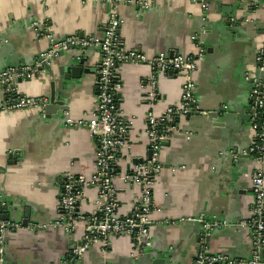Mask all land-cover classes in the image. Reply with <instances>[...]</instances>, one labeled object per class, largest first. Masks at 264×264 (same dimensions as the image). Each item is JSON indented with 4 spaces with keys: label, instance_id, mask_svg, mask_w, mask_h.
<instances>
[{
    "label": "crops",
    "instance_id": "crops-1",
    "mask_svg": "<svg viewBox=\"0 0 264 264\" xmlns=\"http://www.w3.org/2000/svg\"><path fill=\"white\" fill-rule=\"evenodd\" d=\"M133 1H150L152 6L147 10L131 3L119 6L124 20L120 34L127 48H140L147 55L172 50L189 54L196 49L192 36L205 26L209 52L199 61L194 75L200 104L204 109L225 103L238 107L244 104L241 95L247 94L251 99L247 76L256 73L258 52L264 48V34L259 28L264 23V2L259 9H249L248 5L244 11L236 12L238 15L235 11L229 15L231 7L236 10L243 0H222L223 13L217 11L212 1L209 17L204 19L201 4L192 0ZM107 12L105 4L84 0H0V33L6 37V43L0 44V67L12 55L31 59L47 49V38L38 36L30 22L47 18L57 38L73 33L100 37ZM230 16L244 19L235 26L236 32L226 25ZM99 55L94 52L81 65L92 72H83L76 82L68 83L69 114L75 119L90 118L96 111ZM64 59L59 57L54 64L52 80L59 86L63 85L60 68ZM149 73L148 65H124L121 70V107L135 123L131 145L126 147V152L132 154L147 151L145 114L150 105L141 84ZM181 85V77L160 76L161 99L156 107L159 111L179 101ZM17 91L43 97L50 93V86L49 82L24 80ZM245 105L249 109V102ZM246 122L247 118L241 126L238 120L231 119L226 126H220L203 116L180 119L179 130L165 146V167L154 191L160 211L153 216L151 257L157 259L171 253L172 264H186L193 259L205 239H201L195 225L177 222L183 217L205 215L209 220L238 222L249 216L253 201L251 177L256 164L242 154L251 140ZM18 150L22 158L11 163L10 153ZM95 152L94 137L86 129L66 126L60 116L45 118L36 109L0 114V186L4 185L0 193L19 205L15 217L24 218L30 209L31 220L51 221L58 216V194L64 173L91 174ZM133 192L136 189L131 188L121 197L129 202ZM165 219L174 223L164 224ZM6 240L9 264H57L68 255L72 245L64 231L55 227L10 231ZM207 245L211 251H223L237 258H248L251 249L247 232L236 227L212 232ZM130 249L131 241L121 237L107 260L106 255L90 249L76 264H135L138 259L131 256ZM154 259L145 264H153Z\"/></svg>",
    "mask_w": 264,
    "mask_h": 264
},
{
    "label": "built area",
    "instance_id": "built-area-1",
    "mask_svg": "<svg viewBox=\"0 0 264 264\" xmlns=\"http://www.w3.org/2000/svg\"><path fill=\"white\" fill-rule=\"evenodd\" d=\"M103 3L108 7V18L102 36L73 33L57 38L50 30L47 18L32 22L38 36H44L49 46L42 53L45 59L58 56L74 47H99V60L96 66V111L90 118L75 119L69 111L61 116L66 126L86 129L95 139V168L91 174L66 172L58 194V216L48 222L0 218V264L5 260L7 235L10 231L28 229L38 231L48 227L61 228L72 241L70 251L57 264H76L82 261L87 251L95 249L106 255L116 247L118 238L131 241L130 254L134 259L146 255L154 242L153 216L159 212L154 191L165 167L162 155L170 138L179 130V121L189 114L206 115L198 101L195 72L199 61L206 57L205 26L193 36L195 51L182 54L178 51H164L147 55L140 48H127L120 34L123 18L119 13L122 3L139 5L149 9L150 1L133 0H84ZM199 3L207 19L211 3L207 0H192ZM261 2H264L262 0ZM211 17V15H210ZM258 61L263 62L264 48L258 52ZM40 63L22 67H9L0 72V86L19 78L35 77ZM124 65H148L150 73L142 81L141 87L150 105L145 114V136L147 151L144 154L126 152L132 142L133 119L127 117L121 107L123 102V82L121 70ZM161 75L178 76L182 79L181 98L160 111L156 108L160 101L159 79ZM251 89V104L248 115L251 140L242 154L251 157L256 168L251 177L253 201L248 217L238 222L209 220L205 215L183 217L177 222L200 225L202 235L225 228H238L246 231L251 243L248 258H237L223 251H211L207 240L201 243L193 259L186 264H264V89L255 74L247 76ZM49 100L42 96H29L7 87L0 98V114L23 109H36L46 118ZM52 116V117H53ZM1 170V168H0ZM175 170V167L173 168ZM134 188L128 202L121 195ZM164 224L174 223L170 219ZM81 234L79 238L78 234ZM80 240V241H78ZM110 256V255H109ZM108 264V261H105ZM184 264V263H181Z\"/></svg>",
    "mask_w": 264,
    "mask_h": 264
},
{
    "label": "water",
    "instance_id": "water-1",
    "mask_svg": "<svg viewBox=\"0 0 264 264\" xmlns=\"http://www.w3.org/2000/svg\"><path fill=\"white\" fill-rule=\"evenodd\" d=\"M212 1L215 2V4L217 5V11L219 13H223V11L225 12L222 3V0H207V2L212 3ZM241 1V0H239ZM262 0H243L242 3L239 4V8H237L236 10H234L233 7H231V12H227L230 14H233V12L235 11H244L245 7L250 5L248 8L252 9H259L262 5L263 2H261ZM108 9V7H107ZM238 15V13H236ZM248 13H245V16H247ZM244 16V17H245ZM244 19L243 17H228V21H227V27L229 30L236 32L235 26L238 25L243 22ZM33 22V21H32ZM32 22H30V25L32 24ZM32 26V25H31ZM260 30H262L261 33L264 34V23L259 26ZM104 31V30H103ZM81 36L85 35L83 33H80ZM204 41L206 42V37L203 36ZM6 43V37L4 33H0V44H4ZM49 46V45H48ZM206 47H207V43H206ZM48 48V47H47ZM46 51V50H44ZM40 52L37 53L33 58L28 59V58H23L21 56H14L12 55V52H10V54L12 56L7 57V62L0 67V72L4 71L6 68L9 67H22L25 65H32L34 63H36L37 61L40 63L39 65V71L36 73L35 77H29V78H19L16 80H12L10 82H7L5 84H3L2 86H0V98L3 94V91L7 88V87H12V88H19L20 84L26 80V81H31L32 79L37 80V81H44V82H49V86H50V93L48 95H45L43 97H46L49 100L48 105L46 106V117L47 118H52L53 114H58V115H62L63 112L69 111L70 110V106H69V99L67 96V86L68 83H72V82H76L78 79H80L81 74L83 72H92V69H84L82 68L81 65H83L84 63H86L91 56L93 55L94 52H98L99 51V47H81V48H77L74 47L69 51H63L61 52L58 56H54L52 58H48L45 59L42 57V53L44 52ZM209 49L207 48L206 51V56L208 55ZM59 57H64L65 59L63 60V64L62 67L60 68V77H62L63 80V85L61 84V86L57 85V82H55L54 80H52V77H54L55 75V69H54V64L58 61ZM60 62V61H59ZM258 66L259 68L257 69L256 73H254L256 75V77L258 79L261 80L262 84H263V89H264V69H260V67L263 66V62L262 61H258ZM248 88H252L253 85L251 83L247 84ZM197 91V90H196ZM241 99L243 100L242 105L238 106V107H230L228 104H222V105H218L217 107H214L212 109H204L202 107L203 110H205L206 112H208L206 115H201V114H196V116H203L206 117L208 119H210L212 122H217L216 124H219L220 126H226L229 121L232 119L238 120L239 121V125L241 124L244 125L245 123V119L247 118V124L249 123L248 121V113L250 112V110L248 109V107L246 108V105L248 102L249 104H251V100L248 98L247 94L241 95L240 96ZM199 101V100H198ZM200 102V101H199ZM41 114V113H40ZM191 116H193V114H189L188 116H186V118H190ZM61 117V116H60ZM62 118V117H61ZM169 142L166 143V145H168ZM10 162H18V160H20L22 158V153L21 151H14L12 153H10ZM12 160V161H11ZM1 168V167H0ZM2 170V169H1ZM1 170H0V176H1ZM4 185L0 186V191H1V187H3ZM3 192H6L3 190ZM5 197H7L4 193H0V218L1 219H10V220H21L24 224H26L28 222V220L31 219V211L30 209L27 210V215L24 218H17L15 217L16 215V210L20 211L19 209V205L16 204L15 202L13 203L11 198L5 199ZM192 224V223H190ZM193 225V224H192ZM196 228V230H200V225H196L194 226ZM205 238L207 240V242H209L210 240V236H204L202 235L201 239ZM199 239V240H201ZM154 243V242H153ZM152 247L149 249V251L146 253V255L142 256L141 258H139L138 260L134 261L135 264H145L146 260H150L151 258L154 259V257H151V249ZM264 256V253H263ZM171 257V253L166 254L164 257H157V259H154L155 262L153 264H172L170 260ZM5 260L7 261V263L9 264V257L7 255V251L5 252ZM143 260V261H142ZM177 264H181V263H177Z\"/></svg>",
    "mask_w": 264,
    "mask_h": 264
}]
</instances>
